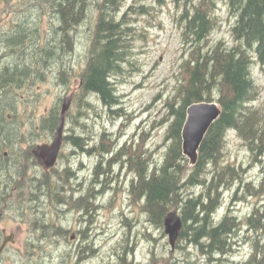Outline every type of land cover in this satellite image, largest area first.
<instances>
[{
  "label": "trees",
  "instance_id": "trees-1",
  "mask_svg": "<svg viewBox=\"0 0 264 264\" xmlns=\"http://www.w3.org/2000/svg\"><path fill=\"white\" fill-rule=\"evenodd\" d=\"M205 1L194 4L182 15V37L188 56L181 64V81L174 100L166 104L162 121L166 127L162 145L166 150L161 159H156V150L142 147L144 134H133L135 138L131 143L122 140L123 129L111 133L104 128L97 137L93 127L87 124L89 117L99 118L104 112L112 120L128 118L123 111L124 95L118 87L121 75L126 73L125 66L131 62L137 37L125 7L127 0H21L22 8L15 11L8 25L0 30V113L5 106V110L14 111L10 121L4 119L1 128L9 129L10 136L22 129V122L20 125L16 121L18 101L16 105L13 102L17 96L21 99V89L24 91L25 86L35 87V83L46 80V75L53 74L57 81H62L58 86L68 88V76L72 73L69 58L76 53L73 43L80 34L79 28L92 23L94 30L89 37L85 68L71 104L70 117L75 132L66 137L68 144L80 153L97 154L93 178L88 181L92 188L85 201H81L84 206L80 204L77 208L92 219L96 204H90V199L112 187L116 169H125L133 174L129 192L136 203H141L150 225L162 230L166 216L178 212L183 227L176 248L186 247L183 245L186 241L187 246L199 250L209 264H231L241 244L237 233L243 222L238 220L231 205L223 216L218 217V214L225 206L224 189L236 186V193L242 191L245 198L261 199L245 218L246 230L254 236L252 254L237 264H264V114L252 106L257 99L254 63L264 65V0H226L231 19L234 18L233 44L224 39L211 43L221 19L217 15L216 0L203 4ZM128 9L149 11L145 4L136 3ZM44 15L49 17L45 33L40 29ZM60 95L57 98L62 101ZM200 101L218 102L222 113L210 127L196 164L191 165L183 153L182 130L188 107ZM62 107L56 102L47 113L39 118L35 116L29 128L55 133ZM78 127L83 129L78 130ZM230 131H235L244 141L252 160L261 164L258 180H249L243 166L225 162L224 149ZM83 168V164L67 165L65 176L68 180L75 179ZM116 176L118 178L119 174ZM64 184L58 180L51 185V202L55 194L62 192ZM47 190L46 183L37 198L40 206L34 210L42 216L47 215L43 209ZM3 198L0 190V202ZM57 201L65 202L61 198ZM37 223L39 226L32 229L41 232L39 238L51 234L49 223L45 220ZM67 232L63 227L56 229V234ZM149 235L151 241L157 242L153 234ZM127 242H130L128 238ZM135 248L123 246L117 253V261L110 264H135L132 259L136 255ZM154 253L152 250L151 254Z\"/></svg>",
  "mask_w": 264,
  "mask_h": 264
},
{
  "label": "rangeland",
  "instance_id": "rangeland-1",
  "mask_svg": "<svg viewBox=\"0 0 264 264\" xmlns=\"http://www.w3.org/2000/svg\"><path fill=\"white\" fill-rule=\"evenodd\" d=\"M202 1L127 0L125 7L129 11L128 17L132 18L137 31L130 57L131 62L125 66L126 73L121 75L122 81L118 85L120 93L124 95L123 111L128 118L112 120L106 112L99 118L95 115L89 117L87 124L93 127L97 137L104 128L111 133H118L123 129L125 136L122 140H130L131 143L135 138H132L133 134H144L142 147L156 150V159L163 157L166 150L162 145L166 127L162 121L166 114V104L169 100H174L181 81V64L188 56L187 45L184 44L182 37L184 29L182 15L187 9L191 10L194 4H200ZM206 2L207 0L203 4ZM216 2L221 25L212 35L211 43L224 39L229 44H233L234 18L231 19L226 0H216ZM133 3L145 4L149 11L142 13L129 10ZM21 8V0H0V30L6 24L8 25L13 13ZM42 18L44 24L40 29L45 33L49 17L44 15ZM93 30L92 23L79 28L80 34L73 43L77 56L75 53L69 58L72 73L68 76L67 89L58 86L62 81H57V77L50 74L46 75V80L35 83V87L29 84L25 86L27 88L24 91L21 89V99L19 96H17L18 99L14 98L15 105L18 101V108L15 109L16 121L17 123L20 121V125L22 122L23 131L30 129L29 124L35 116L39 118L47 113L56 102L62 107L64 100H74L81 82L80 74L85 68V55ZM253 76L257 86V99L252 106L264 114V65L255 62ZM1 92L2 89H0ZM59 94L63 98L62 101L57 98ZM25 98L27 102H24ZM5 113L14 114V111L6 110ZM71 115L70 108L65 131L74 127ZM82 129L78 127V130ZM64 152V156L69 158L68 150L65 149ZM224 156L225 162L241 165L247 169L246 174L249 180L260 178L261 164L252 160L251 152L235 131H230L227 136ZM82 159L85 167L78 173L79 177L68 180L65 173L63 171L59 173V171L58 174L55 173L56 177L52 178L51 185L58 180L65 184L62 192L53 196L50 214L47 196L44 197L46 201L43 209L47 212L44 216L28 208V200L18 198L20 193H31L32 188L26 183L23 184V190L21 189L12 198H8V201H13L12 206L0 205V244L3 240V229H6V234L14 233L17 240L0 255V264H110L117 261V253L123 246L128 245L136 247V255L132 257L135 264H209L199 250L187 246L186 241L183 243L186 247L176 248L172 252L165 230H158L150 225L141 203L134 201L133 195L129 192L133 174L125 169H116L112 176V187L104 194H99L97 198L90 199V204H96L92 219L83 214V209L77 208L82 204L81 201H85L81 197V191L77 190L78 183L86 179L89 182L92 180L97 154H85ZM68 163L73 164L72 159L68 161L66 157H63L60 167H65ZM26 171L30 174L34 173L27 166ZM117 174H119L118 178ZM90 187V183L84 184L85 197ZM235 187L224 189L225 206L218 214V217L223 216L227 207L231 205L234 213L239 216L238 220L243 222L242 228L237 233L241 244L231 264L245 261L252 254L254 236L246 230L245 218L252 212L254 206L261 202V199L257 197L245 198L242 191L236 193ZM198 190L199 188H196V191ZM57 198L64 201L68 198V200L59 203ZM17 202H23V209L16 208ZM37 218L50 224L47 226L51 231L50 235L39 238L41 232L33 231L32 227L39 226ZM60 227L68 232L65 235L56 234V229ZM150 233L158 239L157 242L151 241ZM73 234L75 236L71 239ZM88 243L91 245H87ZM152 250L154 254H151Z\"/></svg>",
  "mask_w": 264,
  "mask_h": 264
},
{
  "label": "flooded vegetation",
  "instance_id": "flooded-vegetation-1",
  "mask_svg": "<svg viewBox=\"0 0 264 264\" xmlns=\"http://www.w3.org/2000/svg\"><path fill=\"white\" fill-rule=\"evenodd\" d=\"M72 102L73 100H71V103ZM5 111L6 110L4 107L2 109V112L0 113V190L4 194V198L2 199V202H0V205H5L6 207L12 206L13 201H8V198H12L15 194H18V192L21 191L22 188H24L23 184L26 183L31 186V193H20L18 195V198H21V200L23 199L25 201L28 200L29 202L27 203V207L34 211L37 206H40L37 203L40 188L47 183V197L49 198L48 207L50 214L52 178L56 177L55 173L58 174L59 171V173H61L62 171L65 173L67 165H72V163H68L65 167H60L61 159L63 157H66V160L71 161L72 159L73 163L79 165L83 164V166L85 167V162L82 159V156L85 155L84 152L80 153V151L73 145H68V141L66 140V137L68 135L72 136L75 130L71 128L69 131H65L64 129V134L62 137V147L59 151L57 161L53 167L47 166L46 155L42 152V147L45 144H51L54 139L55 133L51 134L50 130L29 129L28 131H23L22 129H19L17 131V135L10 136L9 129L1 128V126L5 123V120L7 121L8 119V121H10L11 119V115L6 114ZM68 146L70 148H68ZM65 149L68 150L69 158L67 156H64ZM26 166L33 170L34 173L30 174L28 171H26ZM54 170L57 171L53 172ZM70 179H74V177H71ZM79 183L81 186H79L77 190L81 191V196H83V198L85 199L86 194H84L83 189L86 181H80ZM37 189L38 191H36ZM22 203L23 202H17L16 208H18V210L23 209L24 206ZM2 233L4 239L6 229H3ZM11 244L13 243H8L6 248ZM95 250H97V248H95ZM3 252L1 254H3Z\"/></svg>",
  "mask_w": 264,
  "mask_h": 264
},
{
  "label": "water",
  "instance_id": "water-1",
  "mask_svg": "<svg viewBox=\"0 0 264 264\" xmlns=\"http://www.w3.org/2000/svg\"><path fill=\"white\" fill-rule=\"evenodd\" d=\"M71 106V100L65 101L61 111L59 126L55 132L51 144H45L42 152L46 155L47 166L53 167L57 161L59 151L62 147V137L65 129L66 114ZM222 113L221 106L216 101H200L191 104L187 109V118L182 130L183 153L189 159L190 164H196L199 149L205 137ZM183 221L178 212L169 213L164 220V230L168 236L172 251L176 249ZM74 238V234L72 236ZM8 243H16L15 234L4 235L0 246V254Z\"/></svg>",
  "mask_w": 264,
  "mask_h": 264
},
{
  "label": "bare ground",
  "instance_id": "bare-ground-1",
  "mask_svg": "<svg viewBox=\"0 0 264 264\" xmlns=\"http://www.w3.org/2000/svg\"><path fill=\"white\" fill-rule=\"evenodd\" d=\"M19 48V47H18ZM86 181V184H88V179L85 180Z\"/></svg>",
  "mask_w": 264,
  "mask_h": 264
}]
</instances>
